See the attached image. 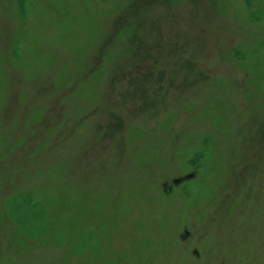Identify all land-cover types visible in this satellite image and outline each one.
Wrapping results in <instances>:
<instances>
[{"label": "rangeland", "instance_id": "rangeland-1", "mask_svg": "<svg viewBox=\"0 0 264 264\" xmlns=\"http://www.w3.org/2000/svg\"><path fill=\"white\" fill-rule=\"evenodd\" d=\"M0 264H264V0H0Z\"/></svg>", "mask_w": 264, "mask_h": 264}]
</instances>
